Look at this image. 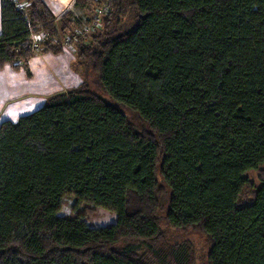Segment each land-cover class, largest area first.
I'll use <instances>...</instances> for the list:
<instances>
[{
	"label": "trees",
	"instance_id": "1",
	"mask_svg": "<svg viewBox=\"0 0 264 264\" xmlns=\"http://www.w3.org/2000/svg\"><path fill=\"white\" fill-rule=\"evenodd\" d=\"M30 2L29 20L1 0L0 70L27 65L34 33L65 49L69 15L59 37ZM76 2L108 8L82 81L0 123V264H195L166 233L190 228L207 264H264V178L244 199L264 167V0ZM67 195L116 221L61 215Z\"/></svg>",
	"mask_w": 264,
	"mask_h": 264
},
{
	"label": "rangeland",
	"instance_id": "2",
	"mask_svg": "<svg viewBox=\"0 0 264 264\" xmlns=\"http://www.w3.org/2000/svg\"><path fill=\"white\" fill-rule=\"evenodd\" d=\"M18 7L25 12V16L30 20V0H15ZM50 9L57 14L56 26L60 35H63V19L69 15V21L72 26V30L68 33H74L78 30L81 32L80 37L76 41V49H66L65 36H63V53L65 54V60L60 67H52V75L42 80V77L36 81L35 89L41 91L39 95L35 96L33 100V106L35 110L46 102V95L57 93L59 90H68L71 87L77 86L83 79L82 68H78V51L79 47L85 46L93 41L94 34L96 32L90 31L86 28L89 24V20L96 14V7L92 5H82L76 2L77 0H44ZM40 33L45 34L42 38L35 36L34 33L31 36V47L32 53H41L44 50V42L47 40V33L41 31ZM62 37V36H61ZM53 53V52H52ZM20 63L25 64L23 60ZM53 79L57 81H52ZM49 81V86L47 82ZM46 85V88H45ZM49 87V88H48ZM37 94V93H36ZM25 104V103H24ZM132 115V114H131ZM134 119V116H132ZM247 178L249 179V185L246 187L244 192V199H251L253 197V191L259 187L262 179L264 178V167L258 170H252L247 172ZM83 212L87 215L91 225L105 226L110 225L117 219V214L106 210L104 208L97 207L91 203H77L74 195H67L63 199L62 208L60 214L63 216L73 217L76 214ZM167 238L171 245H181L183 250L181 254L188 252L191 258H194L195 264H207V255L209 245L206 238L196 229L186 230H174L167 229Z\"/></svg>",
	"mask_w": 264,
	"mask_h": 264
},
{
	"label": "crops",
	"instance_id": "3",
	"mask_svg": "<svg viewBox=\"0 0 264 264\" xmlns=\"http://www.w3.org/2000/svg\"><path fill=\"white\" fill-rule=\"evenodd\" d=\"M1 30L2 9L0 0V32ZM65 57L64 53L57 54L43 51L34 53L28 60L27 65L21 64L19 69H15L8 64L0 70V123L6 119L17 123L20 116L35 110L32 103L35 96L41 92L35 89L36 81L41 77L42 80L50 77L52 75L51 68L53 66L60 67L59 65L63 64ZM52 81L57 80L53 79ZM61 91L64 90L58 92ZM51 95H46V100Z\"/></svg>",
	"mask_w": 264,
	"mask_h": 264
},
{
	"label": "built area",
	"instance_id": "4",
	"mask_svg": "<svg viewBox=\"0 0 264 264\" xmlns=\"http://www.w3.org/2000/svg\"><path fill=\"white\" fill-rule=\"evenodd\" d=\"M15 1V0H13ZM16 2V1H15ZM17 5V3H16ZM18 7V5H17ZM19 8V7H18ZM108 12V8L106 7V5H100L96 8V15L94 17V20H92V22H90L91 24H89L88 26H86L85 29L90 30V31H96L98 28L101 27V17L104 13H107ZM81 32L78 30L77 32H74V33H70V34H65V45H66V49H69L70 51L71 50H75L76 49V40L78 39V37L82 36L80 35ZM33 35V34H32ZM35 36L37 37H41L42 38L44 36H46L45 34L43 33H39V34H35Z\"/></svg>",
	"mask_w": 264,
	"mask_h": 264
}]
</instances>
